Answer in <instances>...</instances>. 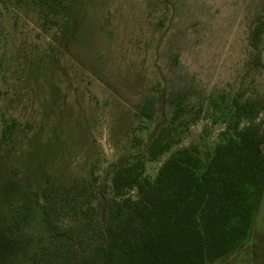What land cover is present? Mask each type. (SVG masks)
Returning <instances> with one entry per match:
<instances>
[{
    "label": "rangeland",
    "instance_id": "374dc122",
    "mask_svg": "<svg viewBox=\"0 0 264 264\" xmlns=\"http://www.w3.org/2000/svg\"><path fill=\"white\" fill-rule=\"evenodd\" d=\"M60 1L61 28L13 5L0 16V264H33L49 244V179L104 180L156 137L170 148L147 163L154 179L215 145L235 98L255 109L242 127L261 126L264 161V0ZM246 188L258 199L248 240L213 264H264V179Z\"/></svg>",
    "mask_w": 264,
    "mask_h": 264
},
{
    "label": "trees",
    "instance_id": "16d2710c",
    "mask_svg": "<svg viewBox=\"0 0 264 264\" xmlns=\"http://www.w3.org/2000/svg\"><path fill=\"white\" fill-rule=\"evenodd\" d=\"M11 5L44 31L61 28L60 0H0V16ZM251 41L258 51L255 33ZM255 113L233 99L218 142L172 156L154 179L147 163L170 148L156 137L138 157L112 165L104 180L92 172L60 189L49 179L39 196L53 235L33 264H213L237 250L258 203L246 184L259 188L264 179L261 126L242 127ZM13 128L4 130L7 141Z\"/></svg>",
    "mask_w": 264,
    "mask_h": 264
}]
</instances>
